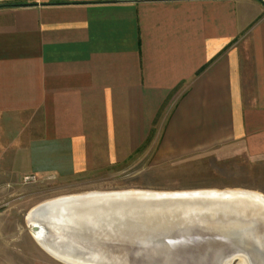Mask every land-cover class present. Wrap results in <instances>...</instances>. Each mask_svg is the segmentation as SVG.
I'll list each match as a JSON object with an SVG mask.
<instances>
[{
  "label": "crops",
  "instance_id": "0c3cea01",
  "mask_svg": "<svg viewBox=\"0 0 264 264\" xmlns=\"http://www.w3.org/2000/svg\"><path fill=\"white\" fill-rule=\"evenodd\" d=\"M9 2L30 4L0 7V157L19 174L264 157V0Z\"/></svg>",
  "mask_w": 264,
  "mask_h": 264
},
{
  "label": "rangeland",
  "instance_id": "374dc122",
  "mask_svg": "<svg viewBox=\"0 0 264 264\" xmlns=\"http://www.w3.org/2000/svg\"><path fill=\"white\" fill-rule=\"evenodd\" d=\"M141 156L69 179L35 173L21 175L20 164L1 156L0 264H64L41 249L26 219L30 209L58 197L115 191L178 193L212 189L252 191L264 197V157L249 158L232 149L154 165ZM25 176L33 178L24 181ZM237 262L238 258L231 264Z\"/></svg>",
  "mask_w": 264,
  "mask_h": 264
},
{
  "label": "water",
  "instance_id": "95a60500",
  "mask_svg": "<svg viewBox=\"0 0 264 264\" xmlns=\"http://www.w3.org/2000/svg\"><path fill=\"white\" fill-rule=\"evenodd\" d=\"M152 194L154 195H124L118 199L109 198L102 204L108 207V212L113 213V215L107 213L106 216H115V219L124 216L122 218L132 220L150 217L149 221L141 220H146L145 223L147 226L150 225V228L155 224L153 222H161L162 225L154 229L157 235L161 232L168 233L174 226L180 227L177 229L179 235L173 239L160 235L158 238L164 239L153 241V244H148L150 241L130 242L129 245H125L130 248V251L138 249L139 257L130 261L131 254H125V250H119L118 254L110 250L109 259L113 260V257H116L118 262L128 263L130 261L131 264H186L181 251L196 253L202 264H217L220 260L224 264V257H233V260L244 257L249 264L252 262L251 259L254 260L253 257L262 256L264 258L262 254L264 244L260 246L250 237L251 235L256 236L254 229L257 228L252 223L257 222V219L251 218L253 208L251 210L248 206L249 202L239 201L242 196H217L214 193L187 195L184 192L182 194L169 193V195L168 193ZM102 207L96 206L95 211H102ZM128 221L131 220L125 223ZM247 221H251V226L249 223L246 224ZM114 229L111 227L112 235H114ZM118 239L120 238L104 234V238H90L89 240L93 243L91 244L93 248L99 249L106 243L124 244V241ZM83 241L86 243L85 240ZM183 243L187 246L182 245ZM171 251H178L180 254L177 253V256L173 255L170 260L166 261L165 255H170Z\"/></svg>",
  "mask_w": 264,
  "mask_h": 264
},
{
  "label": "bare ground",
  "instance_id": "6f19581e",
  "mask_svg": "<svg viewBox=\"0 0 264 264\" xmlns=\"http://www.w3.org/2000/svg\"><path fill=\"white\" fill-rule=\"evenodd\" d=\"M182 193L183 192H178V194ZM195 193L197 195L214 193L217 196H242L239 198V201H242V203L248 201V206L251 207V210L253 208L251 218L257 219V222L252 223L257 229H254L256 236H250L251 240H254L255 243L260 246L264 244V197L262 195L256 192L238 189H212L184 192V194L187 195H194ZM124 195L149 196L154 194H148L146 191H115L62 196L41 203L33 209H30L27 213V223L32 227V236L41 249H43L51 257L64 264H131V260L139 257V250L130 251V248L126 245H129L130 242L140 243L144 241H150L148 244H153V241L157 242L169 237H172L171 239H173V237L175 238L179 235V231L177 229L180 227L174 226L168 233L161 232L160 235L164 238H158L160 235H157L154 229L159 228L162 223L155 221L153 222L155 224L151 225L150 228V225L147 226L145 223L146 220L149 221L150 217L145 218L139 216L141 217L140 219L132 220L122 218L124 216H121L118 219H115V216H106L107 213L110 215H113V213L112 211L108 212V207H105L102 202L108 200L109 198L118 199L121 198L120 196ZM99 205L103 206L102 211L104 212L101 210L95 211V207ZM127 220L131 221L125 223ZM250 222L251 221H247L246 224L249 223L251 226ZM111 227L115 228L114 235H112L113 232H111ZM104 234H108L110 237H119L120 239L118 240L124 241V244L106 243L103 247H99V249H96V247L93 248L91 246L93 243H90L91 241L89 239L98 237L101 239L104 238ZM83 240H85L86 243ZM182 245L187 246L186 243H183ZM110 250L115 254H118L121 250H125V254H131L132 258H130L128 263L118 262L116 257H113V260H111L108 258ZM181 252H183L182 254L184 255V260L187 262L186 264H202L199 262L200 259L196 253H187L186 251ZM170 253V255H165L166 261L170 260L171 256H177L180 254L178 251H171ZM262 254H264V251ZM233 259V257H224L223 262L224 264H231ZM253 259L254 260L251 259V264H264V258L262 256H259L258 258L253 257ZM238 260L239 262H237V264H249L244 257H238ZM217 264L223 263L220 260Z\"/></svg>",
  "mask_w": 264,
  "mask_h": 264
},
{
  "label": "trees",
  "instance_id": "16d2710c",
  "mask_svg": "<svg viewBox=\"0 0 264 264\" xmlns=\"http://www.w3.org/2000/svg\"><path fill=\"white\" fill-rule=\"evenodd\" d=\"M62 3H67V2H64V1H54V2H52V4H62ZM25 5H30V4L25 3V2H9V3H5V4H0V7L1 6L15 7V6H25Z\"/></svg>",
  "mask_w": 264,
  "mask_h": 264
},
{
  "label": "built area",
  "instance_id": "2783aa9c",
  "mask_svg": "<svg viewBox=\"0 0 264 264\" xmlns=\"http://www.w3.org/2000/svg\"><path fill=\"white\" fill-rule=\"evenodd\" d=\"M30 178H33V177H31V176H25L23 179H24V181H26V180H28Z\"/></svg>",
  "mask_w": 264,
  "mask_h": 264
}]
</instances>
